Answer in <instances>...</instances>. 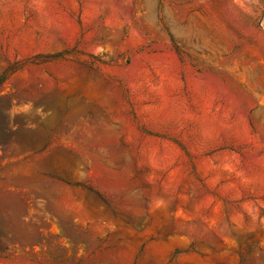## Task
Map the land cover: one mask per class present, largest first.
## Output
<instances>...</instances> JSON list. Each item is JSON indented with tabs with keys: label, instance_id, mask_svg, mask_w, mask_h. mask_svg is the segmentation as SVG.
Instances as JSON below:
<instances>
[{
	"label": "rangeland",
	"instance_id": "obj_1",
	"mask_svg": "<svg viewBox=\"0 0 264 264\" xmlns=\"http://www.w3.org/2000/svg\"><path fill=\"white\" fill-rule=\"evenodd\" d=\"M0 264H264V0H0Z\"/></svg>",
	"mask_w": 264,
	"mask_h": 264
},
{
	"label": "trees",
	"instance_id": "obj_2",
	"mask_svg": "<svg viewBox=\"0 0 264 264\" xmlns=\"http://www.w3.org/2000/svg\"><path fill=\"white\" fill-rule=\"evenodd\" d=\"M107 204V203H106Z\"/></svg>",
	"mask_w": 264,
	"mask_h": 264
}]
</instances>
